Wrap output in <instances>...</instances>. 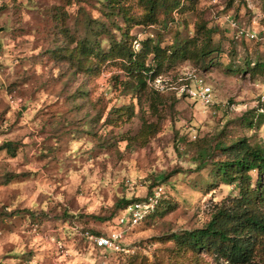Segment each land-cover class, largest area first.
I'll return each instance as SVG.
<instances>
[{"label":"rangeland","instance_id":"rangeland-1","mask_svg":"<svg viewBox=\"0 0 264 264\" xmlns=\"http://www.w3.org/2000/svg\"><path fill=\"white\" fill-rule=\"evenodd\" d=\"M102 1L0 0V145L14 148L0 150V264H229L210 252H178L170 236L203 227L218 203L238 193L214 179L225 159L216 143L264 141V123L249 125L264 116V74L246 69L264 61V0H185L176 11L182 25L165 28L162 11L157 23L133 27L137 41L177 44L205 24L204 45L214 50L203 62L181 61L144 92L122 95L111 87L122 72L111 62L96 67V50L107 49L110 35L120 38ZM131 7L140 13L136 0ZM236 28L256 37L236 36ZM78 42L88 43L93 69L73 60ZM193 75L211 86L212 104L180 93ZM121 106L128 111L118 115ZM136 198L151 205L124 233L123 251L92 248L79 235L65 240L69 214L107 234L122 227V206ZM33 217L38 233L64 237V254L29 230ZM243 264H264V256Z\"/></svg>","mask_w":264,"mask_h":264},{"label":"trees","instance_id":"trees-1","mask_svg":"<svg viewBox=\"0 0 264 264\" xmlns=\"http://www.w3.org/2000/svg\"><path fill=\"white\" fill-rule=\"evenodd\" d=\"M132 1L103 0L101 7L105 19L111 22L115 29L120 30V38L110 35L107 39V49L96 50L95 57L98 58L96 67H99L100 63L111 62L122 72V74L112 75L111 78V87L118 91V94L144 92L150 87L151 81L173 69L181 61L199 56L203 62V58L208 57L214 50H208L204 45L207 42H203V39L211 38L209 36L211 29L205 24L197 26L196 36L191 39L183 38L177 44L173 41L170 44H163L162 39L153 36H146L137 41L131 34V29L135 26H150L157 23L159 12L163 11L166 15V19L160 20L165 28L182 25L183 21L177 17L176 11H180L185 0H136L140 8L139 14L132 11ZM199 37L202 40H199ZM95 41L99 42L96 39ZM134 41L137 42L138 48L133 44ZM197 41L200 45L190 49V44L192 42L195 44ZM88 48L87 42H78L73 49L75 52L73 60L80 66L93 69L94 63L89 60L91 58L88 57ZM205 65L213 66L214 63L210 61ZM246 69L251 75H263L264 61H258L253 67L248 66ZM181 94L188 97L183 92ZM132 105L126 107L130 112L133 110ZM117 111L118 115L127 112L122 106ZM262 123H264V116L259 114V118L255 122L250 121L249 125ZM215 148L221 151L225 159L218 161L214 166L212 170L214 179L225 184H234L238 193L218 203L203 227L173 233L170 237L178 252L186 250L193 253L210 252L229 264L247 263L255 256H264V141L252 144L245 136H242L229 143L221 140L216 143ZM2 149L14 153L10 142L1 144L0 150ZM206 154L207 149H202L199 157H205ZM252 171L257 172L255 178L251 174ZM142 200L144 199L128 200L122 209L130 201ZM68 217L70 219L62 221L64 224L75 222L81 231L99 233L80 225L78 216L69 214ZM37 222L35 217L30 221L39 229ZM60 230L64 233L65 240L78 238V234L70 228ZM60 238L64 240V237Z\"/></svg>","mask_w":264,"mask_h":264},{"label":"built area","instance_id":"built-area-1","mask_svg":"<svg viewBox=\"0 0 264 264\" xmlns=\"http://www.w3.org/2000/svg\"><path fill=\"white\" fill-rule=\"evenodd\" d=\"M245 33V36L249 39H254L256 37L254 30L244 31L243 29L235 30V35L239 36ZM183 79H189L182 83L181 87L179 88L180 93H185L189 98L194 99L196 101H201L206 105H210L213 103V96H212V89L211 86L208 85L203 76L200 75H193L191 77L185 76ZM10 101L13 102V98L9 96ZM156 196L159 195V192L162 191V188L157 186L156 187ZM151 200V198H150ZM149 202L143 201H134L129 203L125 206V215H119L118 224L122 227L118 229H114L107 234H97L94 232H89L87 230L81 231L79 230L78 225L74 222L70 224L67 228H70L73 232H76L81 238L84 239L91 247H98L103 250H112V251H123L122 239L124 237V233L127 229L134 227L137 225L141 218L145 215L146 210L150 207ZM66 228V225H64ZM63 229V227H61ZM33 233H38L39 229L35 224H32L29 229ZM39 236L41 238L50 239L55 242V250L60 254L64 251L66 252V246L64 243L61 242V239L51 237L50 234L46 233L45 231H41Z\"/></svg>","mask_w":264,"mask_h":264},{"label":"clouds","instance_id":"clouds-1","mask_svg":"<svg viewBox=\"0 0 264 264\" xmlns=\"http://www.w3.org/2000/svg\"><path fill=\"white\" fill-rule=\"evenodd\" d=\"M139 46L137 45V48H138Z\"/></svg>","mask_w":264,"mask_h":264}]
</instances>
